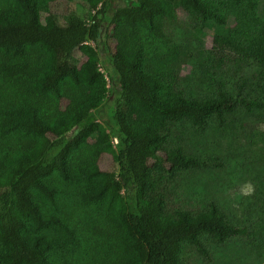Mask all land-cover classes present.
<instances>
[{
  "label": "trees",
  "instance_id": "obj_1",
  "mask_svg": "<svg viewBox=\"0 0 264 264\" xmlns=\"http://www.w3.org/2000/svg\"><path fill=\"white\" fill-rule=\"evenodd\" d=\"M261 1L0 0V264H188L185 247L206 253L204 237L245 236L214 204L184 205L180 174L203 161L178 135L264 113V35L230 28L206 49L178 23L181 10L202 25L239 8L264 16ZM63 3L87 15L62 24ZM91 43L108 54L109 82ZM193 60L231 65L247 87L240 105L235 90L188 94L177 76ZM87 146L109 165L93 171Z\"/></svg>",
  "mask_w": 264,
  "mask_h": 264
},
{
  "label": "rangeland",
  "instance_id": "obj_2",
  "mask_svg": "<svg viewBox=\"0 0 264 264\" xmlns=\"http://www.w3.org/2000/svg\"><path fill=\"white\" fill-rule=\"evenodd\" d=\"M120 1L113 0V8ZM263 9L260 5L259 10ZM73 10L82 18L87 15V9L78 3H63L58 7L59 21L65 24ZM179 17L178 27L183 28V31L179 28V35L182 38L185 35L189 43L200 41L206 49L212 47L216 34L230 28L243 41L264 35V16H255L246 8H239L235 21L227 19L222 26L212 22L202 25L197 16L187 11H179ZM91 44L99 47L100 71L109 82L108 54L97 43ZM81 58L82 53L76 50L71 61L78 64ZM240 76L231 65L220 73L211 64L207 67L206 62L193 60L183 66L177 81L188 94L198 97L216 95L224 89L231 93L235 90L239 106L247 93ZM221 83L225 86L220 87ZM234 84L240 88H234ZM178 138L182 146L203 161L200 169L180 174L178 195L181 194L184 205L205 211L214 204L234 225L245 230V236L230 238L222 244L204 237L206 253L186 246L183 254L188 264H264V113L244 118L235 114L223 121L212 119L198 130L186 125L180 129ZM92 150V146H87L80 154L93 171L109 165L108 161L93 157ZM125 198L123 192L120 200Z\"/></svg>",
  "mask_w": 264,
  "mask_h": 264
}]
</instances>
